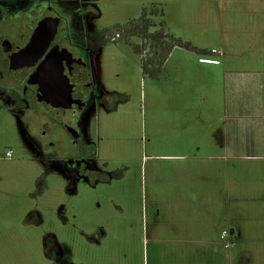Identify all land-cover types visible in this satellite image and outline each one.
I'll use <instances>...</instances> for the list:
<instances>
[{
  "label": "rangeland",
  "instance_id": "1",
  "mask_svg": "<svg viewBox=\"0 0 264 264\" xmlns=\"http://www.w3.org/2000/svg\"><path fill=\"white\" fill-rule=\"evenodd\" d=\"M50 6L60 27L56 43L77 50L99 42L91 46L94 73L112 98L82 116V169L34 137L32 127L43 116L23 105L28 89L4 54L19 39L25 44L39 22L51 21ZM144 8L155 11L151 29L164 21L168 33L209 51L225 40L243 49L242 68L260 66L253 56L264 50V0H0V87L27 94L17 106L0 91V264H264V134L262 147L253 149L257 157L231 159L216 179L207 155L214 145L211 112L202 120L197 111L183 110V129L193 127L192 134L174 138L171 121L162 117L161 94L175 74L145 76L136 52L144 39L128 44L115 27ZM87 32L100 33V40H86ZM184 55L191 76L199 78L197 67L207 64ZM198 87L213 103L202 79ZM189 150L186 160L160 158ZM225 230L230 239L221 238ZM184 247L197 250L181 253Z\"/></svg>",
  "mask_w": 264,
  "mask_h": 264
},
{
  "label": "crops",
  "instance_id": "2",
  "mask_svg": "<svg viewBox=\"0 0 264 264\" xmlns=\"http://www.w3.org/2000/svg\"><path fill=\"white\" fill-rule=\"evenodd\" d=\"M224 41H221L219 46L216 45V48H212L211 52L200 54V56L193 51L176 47L162 69V74L169 75L168 79L175 74L174 81L170 80V84L166 87L167 92L161 94V107L164 109L162 117L167 116L171 121V130L176 133L174 138H177L180 133L188 137L192 134L193 127L187 128L188 130L183 129V121L179 117V115L185 117L183 110H189L191 114L197 111V117L202 120L201 115L207 112H211L216 117L214 124L208 126L210 139L214 145L207 154L208 159L214 164L211 170L215 179L217 174L226 173L231 159L257 157L258 155L253 154V149L258 147L259 137L264 134V50L258 49L256 56H253L258 58L260 66L242 68L239 64L244 61L243 49L233 44L229 47ZM177 53L178 60L173 63L172 60ZM186 53L197 56L199 64H207L204 67H197L199 78L191 76L195 72L191 73L192 70L187 61L189 59L184 55ZM200 78L205 85H208V94L212 99L214 98L213 103L203 100L207 92L206 89H202L204 86L198 87ZM210 82L213 83L210 85ZM194 86L196 88L193 94L191 90ZM190 118H193V115ZM162 132L164 133V129ZM164 136L161 134V140L165 139ZM259 147H262L261 143ZM198 149L201 148L198 147ZM190 151L187 154L160 155V158L186 160L189 158ZM192 156L196 157L194 153L190 155L191 158ZM188 250L195 251L197 248L179 249L181 253ZM155 259L158 262L161 257Z\"/></svg>",
  "mask_w": 264,
  "mask_h": 264
},
{
  "label": "flooded vegetation",
  "instance_id": "3",
  "mask_svg": "<svg viewBox=\"0 0 264 264\" xmlns=\"http://www.w3.org/2000/svg\"><path fill=\"white\" fill-rule=\"evenodd\" d=\"M49 12L47 15L50 17H58L54 14V8L51 6L49 7ZM59 30L60 27L58 26L53 42L48 45L45 54L41 57L39 62L31 68L25 78L19 80L15 76V72L9 68L11 74L20 82V86H22L23 89L24 86L27 87L28 95L23 90L20 91L19 89H15L14 86H9L7 88L0 87V91L3 94H9L10 97H12V103L17 106L23 104H17L18 99L26 94L29 101L23 104L25 108L28 109L31 106H34V108L39 110L40 114L43 116V118L38 121L36 126L32 127L34 137H37L39 144L47 146V151H49V153L67 160L74 167H78L80 165L79 167L82 169L83 166H85L82 150L83 144H85V121L82 120V116L94 106L99 108L102 104L111 103L112 98L105 90H100L94 73L95 68L93 65V54L95 50H91V46L98 45L99 42L94 43L93 40L87 41V43L79 44V49L72 50L68 47L69 45H66L67 43H56V37ZM32 34L28 37L25 44H20L19 39L17 44L13 43L11 46L4 49V54L8 58L7 65H9V67L10 54L6 51L12 48L13 51L22 49L28 44ZM88 39L89 38H86V40ZM70 44L73 45L72 42ZM48 55L50 58H54L55 55L59 57V59L63 60L66 69L67 84L71 89L73 99L76 100V103L71 108L64 109L44 106L37 94V90L41 82L38 81L39 84L36 85L28 83V80L34 75L38 64ZM18 112L21 113V110L18 109ZM61 114L63 117L62 119H59V115ZM64 151H66L65 155L68 152L73 157L63 156L61 153Z\"/></svg>",
  "mask_w": 264,
  "mask_h": 264
},
{
  "label": "water",
  "instance_id": "4",
  "mask_svg": "<svg viewBox=\"0 0 264 264\" xmlns=\"http://www.w3.org/2000/svg\"><path fill=\"white\" fill-rule=\"evenodd\" d=\"M49 19L51 21L42 20L38 23L28 44L22 49L13 51L12 48L6 51L10 54V68L15 72L18 79L27 75L45 54L48 45L53 42L58 27V18ZM38 81L41 83L39 84ZM28 83L31 85L39 84L37 94L46 107L68 109L76 103L67 84L63 60L55 55L54 58H50L48 55L38 64Z\"/></svg>",
  "mask_w": 264,
  "mask_h": 264
},
{
  "label": "trees",
  "instance_id": "5",
  "mask_svg": "<svg viewBox=\"0 0 264 264\" xmlns=\"http://www.w3.org/2000/svg\"><path fill=\"white\" fill-rule=\"evenodd\" d=\"M158 12V11H156ZM155 11H149L144 8L142 14L137 18H131L125 24H118L115 27L122 31L123 40L128 44H133L134 38L144 39L142 44L136 45V52L142 55V72L145 76L152 79H158L162 74L165 62L176 47H182L197 53H209L207 49H201L190 41L177 38L166 31L165 22L160 23L159 28H153L156 23L153 20ZM95 36L98 40L101 34L93 35L87 32L85 38ZM0 108L2 104L0 103ZM123 173L115 172L114 176L121 178ZM47 174L45 173L38 179V183L45 181Z\"/></svg>",
  "mask_w": 264,
  "mask_h": 264
},
{
  "label": "built area",
  "instance_id": "6",
  "mask_svg": "<svg viewBox=\"0 0 264 264\" xmlns=\"http://www.w3.org/2000/svg\"><path fill=\"white\" fill-rule=\"evenodd\" d=\"M120 34H121L120 32H116L115 33V35H116L115 37H120L121 36ZM11 155H12V153L9 154V156H11ZM231 235H232L231 232H228V231L225 230V231H223V233L221 235V238L222 239H230L231 238Z\"/></svg>",
  "mask_w": 264,
  "mask_h": 264
}]
</instances>
